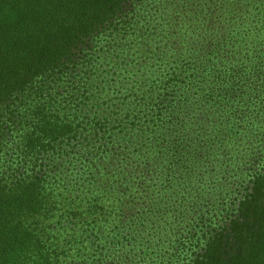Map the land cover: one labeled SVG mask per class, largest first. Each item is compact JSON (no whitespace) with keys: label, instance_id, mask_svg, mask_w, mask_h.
<instances>
[{"label":"trees","instance_id":"trees-1","mask_svg":"<svg viewBox=\"0 0 264 264\" xmlns=\"http://www.w3.org/2000/svg\"><path fill=\"white\" fill-rule=\"evenodd\" d=\"M143 1L0 0V264H27L19 247L37 256L29 264H58L55 241L80 222L83 234L101 230L90 234L99 247L104 219L84 202L83 213L75 211L82 187L75 152L87 149L90 160L93 147L118 146L119 135L131 132L125 141L135 149L162 143L185 119L220 151L223 207L206 225L183 230L188 207L162 205L155 220L161 238L143 261L264 264V64L253 59L264 55L263 11L244 13L246 0L176 1L165 7L167 28L159 33L149 29ZM255 11L262 17H251ZM18 136L28 159H3ZM175 154V166L185 165L188 152ZM231 171L241 181L236 188L226 181ZM95 189L107 193L108 186ZM53 218L60 223L51 233ZM109 237L128 248L116 227Z\"/></svg>","mask_w":264,"mask_h":264},{"label":"rangeland","instance_id":"rangeland-1","mask_svg":"<svg viewBox=\"0 0 264 264\" xmlns=\"http://www.w3.org/2000/svg\"><path fill=\"white\" fill-rule=\"evenodd\" d=\"M176 1L185 2L184 0L143 1L147 4L148 12L151 13L147 14V20L150 21L149 29L152 32L156 30L161 33L162 29L167 28L164 10L171 9L172 4H176ZM254 6L257 11L262 10V15H264V0H246L245 4L239 5V8L250 15ZM257 11L251 15L256 20L262 17ZM180 15L183 17L184 12H181ZM202 23H204L203 20ZM203 39L197 35L189 37V40L199 43H202ZM101 47L104 51H109V41L104 40ZM200 48H202L200 45L197 46V49ZM239 54L243 55L242 52ZM253 55L254 61L264 64L263 54V56L260 53L257 54L258 56L255 53ZM198 96L203 98L204 93ZM196 114L199 116L200 112ZM185 122L182 129L176 133H169L162 143L148 140L135 149L125 141L135 133L131 132L119 135L118 146L93 147L89 156L90 160L85 156L87 149H78L75 152L74 157L77 163L75 170H80L82 179V187L78 193L80 199L75 202L77 205L75 211L83 213V206L79 203L84 202V207H90V214L93 217L104 219L103 222H99V224L104 223L103 238L98 247L93 243L94 236L90 234H101V230L91 226L89 232L83 234L80 231L82 224L80 222L75 233L67 231V234L55 241L59 253L58 258L56 257L58 264H145L143 259L146 248L161 238V232L155 220L159 214L164 213L160 212L162 205L179 207V212L182 207H188L184 223L181 224L183 230L188 229L191 225H197L200 221H203L201 225H206L207 217L218 213L219 207H223L221 200L217 197L219 184L225 182L220 165L215 160L220 151L215 144L208 143V136L204 131L201 132L197 125L191 124L188 119H185ZM204 138L207 142L204 141ZM17 141V148L13 149V139L9 140V148L6 149L7 155L3 159L10 162L28 159L23 153L24 146L21 144L19 136ZM183 148L188 152V156L183 160L187 165L176 167L175 163L181 158L179 154L175 153ZM43 162L49 163L50 158H45ZM175 169H180L184 175L181 178L171 175L174 174ZM213 170H215V185H210L208 175L209 171ZM234 174V171L229 172L226 175V181H234L233 188H236L241 181L236 180L237 178L233 177ZM64 175L72 176V173ZM92 181L94 184L88 185ZM183 181L186 186L181 188L184 184ZM105 186H108L107 193L95 189ZM212 189L215 191L211 192ZM66 209L71 211L69 208ZM168 210L172 211L173 209L169 208ZM171 220L173 219L171 218L169 222L173 225ZM59 223L54 218L46 222L47 231L57 232L56 227ZM113 227H116L117 232L123 234L126 241L122 244L128 248H122L119 243L110 242L115 240L109 237L110 228ZM150 248L152 249L153 245ZM16 255L20 261L24 260L27 264L31 259L37 257L33 250L25 247H19ZM52 256L54 258L53 254Z\"/></svg>","mask_w":264,"mask_h":264}]
</instances>
